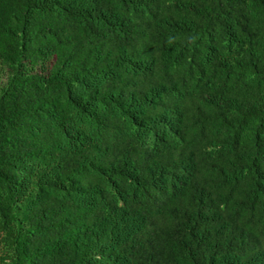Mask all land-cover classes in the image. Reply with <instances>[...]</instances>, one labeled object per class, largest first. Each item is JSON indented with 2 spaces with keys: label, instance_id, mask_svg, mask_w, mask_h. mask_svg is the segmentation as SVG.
Wrapping results in <instances>:
<instances>
[{
  "label": "trees",
  "instance_id": "16d2710c",
  "mask_svg": "<svg viewBox=\"0 0 264 264\" xmlns=\"http://www.w3.org/2000/svg\"><path fill=\"white\" fill-rule=\"evenodd\" d=\"M0 77V264H264V0H0Z\"/></svg>",
  "mask_w": 264,
  "mask_h": 264
},
{
  "label": "rangeland",
  "instance_id": "374dc122",
  "mask_svg": "<svg viewBox=\"0 0 264 264\" xmlns=\"http://www.w3.org/2000/svg\"><path fill=\"white\" fill-rule=\"evenodd\" d=\"M1 77H2V76H1ZM1 77H0V78H1Z\"/></svg>",
  "mask_w": 264,
  "mask_h": 264
}]
</instances>
